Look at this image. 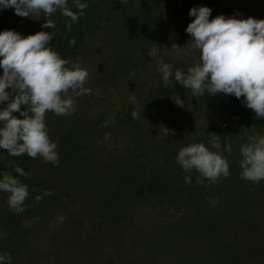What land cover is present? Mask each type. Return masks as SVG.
<instances>
[{
    "label": "trees",
    "instance_id": "16d2710c",
    "mask_svg": "<svg viewBox=\"0 0 264 264\" xmlns=\"http://www.w3.org/2000/svg\"><path fill=\"white\" fill-rule=\"evenodd\" d=\"M81 2L89 7L71 31L59 12L51 17L52 29L42 27L43 15L24 18L0 9V32L53 31L49 46L88 70L85 87L91 89L77 99L71 116L47 114L58 166L0 149V178L4 172L17 175L10 162L30 174L18 176L28 186L25 211L13 214L8 194L0 192V254L8 252L10 264H264V181L242 180L239 166L240 145L247 135H264V118L243 97H194L175 81L165 87L157 71V60L186 71L199 55L187 46L190 9L209 7L210 19H264V0ZM173 44L184 47L179 56ZM155 46L161 52L151 57ZM177 94L183 107L174 103ZM133 110L139 119L132 118ZM110 118L116 123L103 127ZM209 133L221 137L222 149L231 144L232 153L223 152L230 175L198 184V173L184 172L176 157L191 143L216 151ZM45 190L53 194L37 201ZM210 199L218 203L212 206Z\"/></svg>",
    "mask_w": 264,
    "mask_h": 264
},
{
    "label": "clouds",
    "instance_id": "9594fccd",
    "mask_svg": "<svg viewBox=\"0 0 264 264\" xmlns=\"http://www.w3.org/2000/svg\"><path fill=\"white\" fill-rule=\"evenodd\" d=\"M122 4L127 0H120ZM73 6L77 11L73 10ZM88 3L81 0H0V9L12 8L20 17L39 19L46 18L42 27L56 29L51 17L59 12L70 22L65 28L71 31L85 14ZM211 9L201 6L192 8L189 15L194 17L188 24L186 32L191 36L188 48L198 52L193 56L192 64L186 71L179 68L173 70L171 63L157 60V71L162 76L165 87L175 81L184 89L191 91L192 96L234 95L237 99L244 98V105L251 109L258 119L264 118V19L248 17L237 19L218 15L210 19ZM62 34V33H61ZM54 33L39 31L35 34L22 36L14 30L0 32V149L6 150L9 156L27 155L32 159L42 158L44 161L58 166L60 156L57 144L49 136L46 117L49 112L57 117L71 116L76 110L77 99L91 93L85 84L89 72L77 61L63 58L49 42ZM76 40H69L75 45ZM184 47L173 44L171 50L179 56ZM161 50L156 46L148 52L151 57L159 56ZM167 54L168 51H163ZM135 74L134 71L132 73ZM12 90V95L7 89ZM129 99L135 102V96ZM176 105L183 107L184 102L177 94ZM23 106V110H21ZM19 112V116L13 113ZM133 119H139L141 113L133 110ZM115 119H108L103 127L115 124ZM162 134L169 135V130L162 127ZM210 134V145L191 143L178 150L176 162L186 173H198L196 182L209 185L216 184L221 177L230 175L228 159L223 155L232 153L231 144H224L221 137ZM109 133H105L108 139ZM241 169L240 178L254 184L264 181V135H247V142L240 145ZM17 175L4 172L0 178V192L7 193V203L13 214L25 211L24 202L29 196L28 186L19 177L30 179V174L15 162ZM184 181L191 185V175H185ZM45 190L37 201L51 196ZM215 206L218 199H210ZM59 222L66 219L61 215ZM49 227H54L53 223ZM8 252L0 254V264H10Z\"/></svg>",
    "mask_w": 264,
    "mask_h": 264
}]
</instances>
